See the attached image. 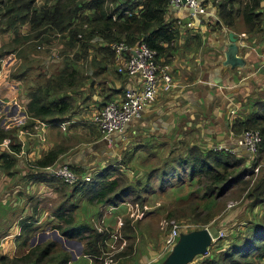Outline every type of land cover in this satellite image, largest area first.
<instances>
[{
	"label": "crops",
	"instance_id": "1",
	"mask_svg": "<svg viewBox=\"0 0 264 264\" xmlns=\"http://www.w3.org/2000/svg\"><path fill=\"white\" fill-rule=\"evenodd\" d=\"M261 6L264 10V0ZM210 12V15L201 17L203 24L193 23L202 44L193 48L190 42L188 49L174 45L175 49L167 57L175 86L159 93L139 118L131 121L123 131L110 135L108 140H104L92 123L93 116L107 99H119L126 89L140 87L141 84L139 76H127L115 71V66L122 61L115 54L112 67L107 64L103 69L104 63L100 62L98 70V64H93V83L91 81L75 88L74 94L71 93L74 97L73 109L61 123L45 122L43 127L36 122L34 128L30 129L33 123H26L25 115L21 113L28 97L26 94L25 98L20 97L19 85L14 91L11 90L14 92L13 98H0L1 104H8L10 110L17 112L14 124L25 120V129L22 128L21 133L18 129L15 136L20 143L16 164L6 171L0 168V259L6 258V262H11L26 254L31 247L52 243L44 257L45 264H59L64 259L65 264H105V251H110L108 245L113 243L108 235L116 230L120 232V238L115 242L117 249L113 264H163L182 233L174 246L166 250L162 234L154 236L155 240L141 234L139 240L149 239L145 253H141L140 249L145 247L141 246L142 243L139 246L138 242L131 245L132 239L138 240L136 235L130 236L124 225L118 226V212H126L124 202L117 206L87 202L83 208L86 200H80V188L63 186L59 178H51L43 168L36 167L35 162L55 148L61 151L56 163L65 162L79 173L81 171V174L94 176L106 166H121V155L127 154L132 157L130 163L138 159L144 163L139 174L135 172V176L142 181L146 178L144 173L147 175L154 169L150 166L153 159L158 157L163 162L176 145L182 147L179 146L180 141L190 145L197 139L196 144L205 148L218 144L235 147L238 135L230 128L232 120L246 115L253 101L264 94V32L246 33L239 22L238 29L234 31L219 20L214 7L211 6ZM189 14L190 10L186 7L172 8L169 16L185 25ZM230 34L235 41L230 39ZM179 42L183 46L181 39ZM230 44L237 48L235 56L244 61L241 62L242 67L238 65L232 68L225 64V52ZM98 73L102 74L94 78ZM107 73H112L114 79L106 76ZM5 89L1 82L0 93ZM6 139L10 142L9 138ZM137 145L140 148L134 152L133 146ZM168 147L169 151L163 156L162 151ZM7 148L0 145V151ZM122 167L128 175L134 176ZM183 185L191 188L188 183ZM76 201L80 202L74 211L73 226L88 223L100 233L108 231L105 240L91 243L100 247L99 256L85 252V241L64 237L53 228L59 222L55 219V210L62 204L66 207ZM236 218L243 224L247 221L243 212ZM139 225L147 224L143 221ZM132 226L135 228L133 221ZM141 230L137 229L135 234ZM27 235L29 237L25 241Z\"/></svg>",
	"mask_w": 264,
	"mask_h": 264
},
{
	"label": "trees",
	"instance_id": "2",
	"mask_svg": "<svg viewBox=\"0 0 264 264\" xmlns=\"http://www.w3.org/2000/svg\"><path fill=\"white\" fill-rule=\"evenodd\" d=\"M261 1L212 0L210 4L216 9L219 20L228 28L235 31L238 29L239 22L246 33L262 34L264 32V10ZM34 2V0H9L5 4L0 0V17L4 16L5 29L15 30L19 24L23 25L26 20H30L33 22V30L42 24L48 25V30L56 29L60 32L67 30L69 38L65 42L66 47L71 49L77 46L78 52L75 53L73 59L65 57L63 68L57 73L29 86L28 100L21 113L25 115L26 123H33L30 124V129L34 128L38 121L58 124L66 120V116L69 117L74 105V97L71 93L74 94L75 88L85 84L89 78L76 66L74 59L86 54L89 56L90 48L95 52V56H91L96 59V54H98L104 60L103 69L107 64L111 67L114 65V52L110 45L115 42H125L128 45L143 42L156 51L158 60L163 57L162 60L168 63L167 57L175 49L173 42L179 37L180 23L179 20L169 16L171 10L168 0H54L52 5L44 4L41 7H33ZM82 11L86 14L82 15ZM208 24L218 27L211 23ZM41 33L42 31L37 30L34 38H39ZM190 37L199 38L197 35H190ZM30 39V35H16V46L12 50L17 49L14 52L19 53L18 58L22 57L20 45ZM10 52L12 51L4 53V56L7 57ZM80 52L82 53L78 55ZM20 73L15 76L21 77ZM13 96L14 92L11 91L3 90L0 93V98L4 100L11 99ZM246 106L247 103L244 104L245 109ZM24 126L25 124L13 129L0 127V144L4 139H10L7 150L0 151V168L5 171L16 164V154L20 152V143L15 136L17 130ZM230 128L235 134H240L245 130L259 131L261 141L252 156L248 153L246 155L249 156H246L244 153H234L224 149L205 148L196 143L186 145L185 141H180L179 146L182 147L178 148L176 145L163 159L162 167L152 169L147 174L144 183L138 178L131 179L122 167L124 163H121L119 167L106 166L89 181L79 180L73 185L82 190L80 200L83 198L88 202L117 206L127 201L129 197L140 200L142 203L147 202L148 197L156 190L166 191L175 187L177 183L181 186L186 181L190 185L196 183L197 188L192 190L188 196L202 191L201 198H209L203 207L207 210L201 209L205 212L206 218L200 226L194 224L197 229H201L218 214L213 212L217 207L215 205L217 200L236 183L242 181L243 175L250 173L249 177H253L256 168L258 172L251 181L252 186L248 196L255 197L257 204H264V94L253 101L246 115L235 117ZM59 154L61 151L55 148L48 150L35 162L36 167L44 168L54 164L58 161ZM239 166H242V169L235 170ZM70 168L81 174V171L79 173L73 166L70 165ZM154 173L159 178V185L157 189H150L151 186L153 187L150 182ZM47 175L51 178L55 177ZM60 182L63 186H69L61 180ZM79 202L69 203L66 207L63 204L60 205L54 212L55 219L59 222L53 228L64 237L85 241V252L99 256L100 247L92 246L91 243L105 240L108 231L100 233L96 227L88 223L73 226L74 211ZM184 205L192 206L191 211L195 214L194 216L201 215V211L197 213L200 209L199 205L190 203ZM123 225L125 229L129 224L124 221ZM253 225L251 232L245 238L240 240L236 237L231 242L228 240L227 248L222 247L227 238H219L211 243L200 264H258L264 259V221L262 224L254 223ZM28 237L29 235L26 236L25 241ZM51 247L52 243L36 245L31 247L26 254L11 262H6V258L0 259V264H45L44 257ZM65 262L64 259L59 264H65Z\"/></svg>",
	"mask_w": 264,
	"mask_h": 264
},
{
	"label": "rangeland",
	"instance_id": "3",
	"mask_svg": "<svg viewBox=\"0 0 264 264\" xmlns=\"http://www.w3.org/2000/svg\"><path fill=\"white\" fill-rule=\"evenodd\" d=\"M2 1L3 3L6 4L8 3L9 0H2ZM34 1L35 2L33 4V7H41L44 4L50 6L54 3V0H34ZM84 13L85 12L82 11V15H84ZM179 23L180 25L178 29L179 30L178 38H180L181 41H183L184 43L182 44L183 46H180V42L178 43L179 40L177 38L173 42L174 45L177 46V48L179 46L182 49L183 48L188 49V47L190 46L188 43L190 42L193 45V48H197L200 44H202L200 38L190 37L191 33L195 35H197L198 33L196 29H194L195 27L193 26V24L192 26H189L188 23L185 22L184 25L180 20ZM199 23L203 24V20ZM32 26H33V22L32 21L30 22V20H26L25 24L23 25L19 24V26L16 27L15 30L12 28L6 30L5 29L6 21L4 19V16L0 17V63H2V65H0V79H1L0 83L2 82V86L6 87L5 90L7 92H10L11 90L14 91L16 87L19 85L21 91L20 97L22 96L23 98H25V94L26 95L28 94L27 91L30 85H35L41 82L44 78L47 79V77H49L50 75L57 73L60 69L63 68L65 57L73 59L75 53L78 52L77 46H74L71 49L66 47L67 45L65 44V42L69 38L67 30L63 32H60L56 29L48 30V25L46 24H42L37 29L33 30ZM37 30L42 31L41 36L39 38H34V35ZM15 32H17V34H15ZM16 35L31 36V39L29 41L23 42L20 45L22 57L19 58H18L19 53L14 52L17 49L12 50L13 47L16 46V41H15ZM8 51H12V52H10V54H8L7 57L4 56V53ZM81 53L82 52L78 53V55H80ZM88 54L89 56L86 54L83 56H79L80 58L74 59L76 62V66L80 68L83 73L89 76V78L86 80V83H90L93 79L91 78L93 76L92 65L94 63H97L98 66L96 67L99 70L100 69L99 66H101L100 62L104 61L101 59V57L98 54H96V59H95L94 57L95 52L91 48L89 49ZM90 56L92 58H90ZM93 58L94 60H92ZM161 59H163V57H161ZM118 69L119 68L115 66V71L120 74H123ZM19 73L22 74V76L17 78L15 75ZM101 74L102 73H98L97 75L94 76V78H98ZM106 76L114 79L112 73H107ZM15 94L17 95V91L15 92ZM3 105L7 106L8 104L0 103L1 128L13 129L16 128V126L19 127L20 125L25 124V120L24 122L19 121L17 124H14L13 120L16 118L14 116L17 114V112H15L14 110H10L11 108L9 106L5 108V106ZM100 134L102 135L101 132ZM240 134H236V135H240ZM197 141L199 140L196 139L195 143H197ZM137 146H133L134 152L139 150L140 146L139 145ZM170 147L162 151L163 156L169 151ZM214 147L215 146H213L212 148L214 149ZM239 153H245L246 155V151H240ZM131 158L132 157H130L127 154L125 156L122 154L121 163H124V165L122 166H124L125 169L130 171L129 174H131V172L133 173L134 176L131 177V175H129L131 179L136 180L138 177L135 176V172L139 174V172L141 171L140 168L144 163L141 162V159H138L130 163ZM150 166L153 167L154 169L157 167L161 168L162 159L158 160V157H155L153 159V164ZM239 169H242V166H239L235 170H239ZM257 172L258 170L255 169L253 177H249L250 174L249 172L248 175L246 176L243 175L242 181L236 183L230 190L226 192V194L222 195L215 204L217 207L213 210V212H216L218 214L214 218H212L208 223V225L206 226L207 229L210 231V234L213 236H217L219 231L223 232V236L221 238H227V240L223 242L224 246L222 247L224 248H227L228 244L226 243L228 242V240L231 242L234 241L236 237H238V239L240 240L245 238L251 232V227L254 223L262 224L264 221V204L259 205L257 204V199L255 197L248 196L249 189L252 186L251 181L256 177ZM144 176L145 177L147 176L146 173H144ZM91 177H93V175H91ZM184 178H186V176H184ZM144 179L142 180L143 183L145 181ZM183 181H185V179H183ZM186 183L187 181L185 182V184ZM150 184L153 185V187L151 186L150 189L152 188L157 189L159 185V178L157 177L156 173H154V176L152 177ZM196 185L198 184L194 183L190 186L191 188H189L186 187L185 185L181 186V184L177 183L175 187L169 188L166 191L156 190L152 195L148 197L149 202L142 203L140 200H135L133 197H129L128 199H126L129 202L139 204V211L137 216H131V215L129 216L127 210L126 212L125 211L118 212V216L122 218L123 222L125 221L126 224H129L126 226L127 229L126 232L130 236L136 235V238H138V240L132 239L131 245H136V243L138 242L137 246H139V243H142L141 246H145V247H142L140 249V252L145 253L146 243L149 242V239L142 238L139 240V236L141 234L148 235L149 237L147 238H150V240H155L154 236H157V234L160 233V235L162 234L163 238H165L168 232L172 229L171 227L173 224L187 223L193 225V227L187 228L186 231H189L190 229L197 230V226H195L194 224L196 223L198 226H200V224L203 223V219L206 218L205 212L201 211V209H203L205 203L209 201V198H201L202 191L199 193L194 192L193 196H188V194L192 190H195L197 188ZM172 189L175 190L173 191ZM169 191L172 192L169 193ZM184 199L185 201L182 202ZM87 202L88 201L82 204L83 208L84 205L87 204ZM146 203L148 205H146ZM186 203L199 205L200 209H198L197 213L201 211L202 212L201 215H199L198 217L194 216L195 214H193L191 211L192 206L184 205ZM143 206H146L147 208L141 211V209H143ZM203 210H207V209H203ZM241 212L245 213L246 215L245 220L247 221L244 224L241 221H237L236 218L237 215ZM132 221L135 222V228L132 226ZM143 221L147 225L140 226L139 223ZM253 226L255 227L256 225ZM137 229H142L139 234H135ZM183 231L185 230H182L181 233H183ZM258 264H264V259L259 261Z\"/></svg>",
	"mask_w": 264,
	"mask_h": 264
},
{
	"label": "built area",
	"instance_id": "4",
	"mask_svg": "<svg viewBox=\"0 0 264 264\" xmlns=\"http://www.w3.org/2000/svg\"><path fill=\"white\" fill-rule=\"evenodd\" d=\"M169 8L181 9L186 7L190 10L187 23L189 26L196 22H201L202 16L210 15L211 4L209 0H168ZM114 54L121 63H118V70L127 76H139L140 87H130L125 90L124 95L119 99H111L105 101L92 118L94 123L104 138L116 132H121L134 119L140 117L142 112L156 99L159 93L169 91L175 86L173 77L170 72L169 65L162 59H157L155 50L149 48L143 42H137L134 45H128L125 42H115L110 45ZM40 125L45 126V122L38 121ZM62 125H64L62 123ZM20 128L19 132H23ZM261 141V135L258 130H245L236 137L235 147H229L225 144L215 145L214 149H224L231 152L246 151L251 156L257 151L258 144ZM9 140L5 139L0 145L8 147ZM43 170L51 175L59 178L62 182L73 185L77 181H89L90 174H78L74 172L65 162L54 163L46 166ZM256 170H258L256 168ZM124 205L129 216H137L139 204L125 201ZM147 207L143 206L141 211ZM123 225V220L118 219V226ZM193 225L173 224L172 229L164 238V250L170 249L176 243L182 230L191 228ZM210 233V231H209ZM211 235V234H210ZM113 243L110 245V251L105 252V264H113L114 254L117 249L116 241L120 238V232L111 233ZM223 236V232L219 231L217 236L211 235L212 243ZM116 242V243H115ZM207 254V253H206ZM205 254V255H206ZM204 255L197 256L193 259L192 264H200Z\"/></svg>",
	"mask_w": 264,
	"mask_h": 264
},
{
	"label": "water",
	"instance_id": "5",
	"mask_svg": "<svg viewBox=\"0 0 264 264\" xmlns=\"http://www.w3.org/2000/svg\"><path fill=\"white\" fill-rule=\"evenodd\" d=\"M229 37L232 41L234 40L232 34H230ZM236 53V46L234 44L228 45L225 52L226 65H231L232 68L238 65L240 67L243 66V63L241 62L244 61L240 58L238 59L235 56ZM104 140H108V138H104ZM211 243V235L209 230L205 227L202 229L192 230L187 233H182L170 255L163 262V264H189L197 256L205 255Z\"/></svg>",
	"mask_w": 264,
	"mask_h": 264
}]
</instances>
